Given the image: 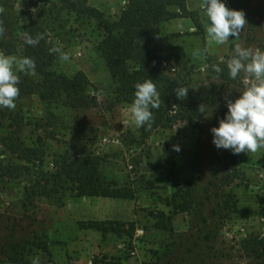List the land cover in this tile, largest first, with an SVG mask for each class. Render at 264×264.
<instances>
[{
	"label": "rangeland",
	"instance_id": "374dc122",
	"mask_svg": "<svg viewBox=\"0 0 264 264\" xmlns=\"http://www.w3.org/2000/svg\"><path fill=\"white\" fill-rule=\"evenodd\" d=\"M3 1L0 13L10 23L0 25V40L4 41L0 54L25 57L23 34L34 18L50 50L59 48L69 56L65 61L54 52L52 69L69 76L85 74L88 93L100 105L74 108L64 96L44 99L33 93L18 96L15 109L0 108V160L24 167L17 178L0 173V264H32L34 259L48 264L49 258L71 264H187L182 259L193 254L196 264H202V258L203 264H247L241 241L264 235V148L238 155L217 149L210 130L219 126L227 112L226 101H234L252 82L243 72L231 79L227 61L236 45L264 51V0H251L252 12L223 0L229 9L242 10L247 23L237 37L230 36L222 45L207 36L203 0H187L188 9L202 23L201 30L193 20L192 30L181 22L171 28L172 20L190 17L167 18L160 24L162 35H173V56L164 62L165 70L170 74L182 69L191 72L186 85L195 96L187 95L185 104L198 103L205 111L193 121L172 116L148 136L130 122L132 103L115 102V82L98 48L104 31L96 19L72 10L69 0ZM88 3L116 21L127 0ZM207 55L214 59L212 63ZM218 63L222 70L226 67L223 76L211 73ZM16 75L42 79L36 70L16 71ZM209 83L221 85L213 95L214 103L199 94ZM219 92H224V101L217 100ZM165 106L171 115L177 112L174 102ZM10 137L42 149V161L22 159L10 148ZM174 145L180 146L179 152L173 150ZM231 154L236 157L237 178L225 183L222 172L218 177L215 173L218 163L221 171L231 165ZM77 156H98L100 173L107 182L133 188L136 198L82 196L67 181L43 194L46 185L55 187L52 175L61 162ZM162 212L165 218L159 221ZM85 220L129 224L121 236L104 235L80 227L79 221ZM11 235L15 241H28L22 261L10 259L11 250L5 252Z\"/></svg>",
	"mask_w": 264,
	"mask_h": 264
},
{
	"label": "trees",
	"instance_id": "16d2710c",
	"mask_svg": "<svg viewBox=\"0 0 264 264\" xmlns=\"http://www.w3.org/2000/svg\"><path fill=\"white\" fill-rule=\"evenodd\" d=\"M0 3L4 4L5 2L0 0ZM230 5L248 9L249 12L253 10L251 0H230ZM69 6L80 14L96 19L99 27L104 31L98 48L115 82L116 103H133L136 83L151 79L155 84L159 97L163 102L160 103L158 109H151L153 119L142 127L145 136H148L153 129L166 120H171L172 116L193 121L197 115L201 114L199 111L201 105H198V103L185 104V99L188 96H195L193 93L188 90V96L185 99H178L174 92L178 87H187L186 78L191 76V72L182 69L170 74L163 66L164 62L170 61L173 56L171 43L173 35H162L160 30V24L165 19L179 16L190 17L198 30L202 29V23L198 15L188 9L187 0H127L126 8L116 21L107 19L101 10L89 5L88 0H69ZM172 8H177L178 12H171ZM9 23L10 18L5 13H0V25H8ZM24 33H28L33 38L37 35L43 36V39L35 46L27 45L23 41L25 57L34 60V70L41 73L42 79L32 81L27 77L18 75V96L33 93H38L44 99L64 96L66 103L74 108H90L100 105L97 98L91 97L88 93L89 81L85 74L80 72L69 76L52 69L56 55L51 52L46 43L44 31L34 18L25 27ZM0 45L4 46V41L0 40ZM207 60L212 63L214 59L207 55ZM221 64L216 65L221 67ZM223 69L225 70L226 67ZM210 70L212 75L215 76L224 74V70L220 73L214 72L213 67ZM219 88H221L219 83H209L204 87L203 93H199L200 97L214 103L216 99L213 95ZM232 93H235V91H232ZM224 95V92H219L217 100L224 101ZM167 102L176 104L178 109L175 114H170L169 108L165 106ZM10 148L24 160L31 161L33 158H37L42 161L43 151L39 147L24 146L22 143L14 142L10 137ZM230 157L229 162L231 165L228 168L224 167V171H221L218 163L215 173V176L218 177V174L222 172L221 180L225 183L233 182L238 173L236 157L232 154ZM214 162H217L216 157H214ZM100 164L101 160L98 156H77L74 159L63 160L57 173L52 175V183L55 187L48 189L49 185H46L42 191L43 194L48 195L50 190L60 186L61 181H67L78 190L77 194L82 196L136 198V192L133 188L110 185L100 173ZM23 168V165H8L0 160V173L9 178L19 177ZM47 180L50 181V179ZM158 218L159 221L164 220L165 213H160ZM167 218L172 219L171 216ZM128 224L127 221L121 220H108L106 222L98 220L79 221V226L82 228H94L102 231L104 235L113 232L119 236L127 232L126 226ZM12 235L6 240L5 252L11 250L13 255H9V258L22 261L28 241H15ZM241 250L248 260L247 264H264V235H252L244 238L241 241ZM196 259L197 255L193 254L182 260L188 261L187 264H196ZM48 264L71 263L69 261L58 262L49 258Z\"/></svg>",
	"mask_w": 264,
	"mask_h": 264
},
{
	"label": "clouds",
	"instance_id": "9594fccd",
	"mask_svg": "<svg viewBox=\"0 0 264 264\" xmlns=\"http://www.w3.org/2000/svg\"><path fill=\"white\" fill-rule=\"evenodd\" d=\"M202 7L209 22L207 36L217 45L224 44L230 36L237 37L247 23L242 10L229 9L223 0H203ZM23 38L27 45L35 46L43 36L33 38L24 33ZM51 51L60 53L62 60H69V56L59 48ZM212 67L216 73L222 71L218 65ZM227 68L231 79L235 80L243 72L252 78V82L234 101H226L227 112L219 120V126L210 130L212 143L217 149L230 150L237 155L254 153L264 148V51L236 45L234 55L227 61ZM34 69L35 62L31 58L18 59L0 54V108L11 110L16 107L15 100L19 95V77L16 71L29 72ZM134 87L135 99L128 111L131 115L130 122L139 128L153 119L151 109H158L160 100L151 79L136 83ZM188 90L187 87H178L174 92L178 99H185ZM199 111H205L203 105ZM173 150L179 152L180 146L174 145ZM32 264H39V261L34 259Z\"/></svg>",
	"mask_w": 264,
	"mask_h": 264
},
{
	"label": "crops",
	"instance_id": "0c3cea01",
	"mask_svg": "<svg viewBox=\"0 0 264 264\" xmlns=\"http://www.w3.org/2000/svg\"><path fill=\"white\" fill-rule=\"evenodd\" d=\"M188 8H189V5H188ZM180 22L183 24V26L188 27L191 30L194 28V23L192 22V19L191 18H182V19H178V21H175V20L173 21L172 20L171 28L172 29L173 28L175 29L177 25L180 26V24H181ZM161 25H163V22H162Z\"/></svg>",
	"mask_w": 264,
	"mask_h": 264
}]
</instances>
